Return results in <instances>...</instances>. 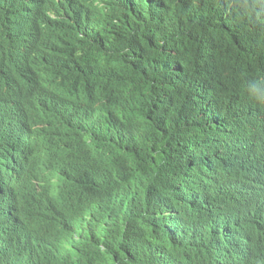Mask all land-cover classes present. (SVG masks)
Instances as JSON below:
<instances>
[{"label":"trees","instance_id":"16d2710c","mask_svg":"<svg viewBox=\"0 0 264 264\" xmlns=\"http://www.w3.org/2000/svg\"><path fill=\"white\" fill-rule=\"evenodd\" d=\"M105 5L109 13L99 17L79 0H0V48L11 44L29 11H68L77 24L90 29L68 41L79 51L66 72L71 83L76 86L82 77L88 80L87 75L102 72L91 84L120 88L123 95L113 101L116 111L138 117L127 128L128 142L121 143L123 159L107 145L90 164L106 171L114 183L99 199L121 212L109 233L112 241L106 249V264H191L196 258L216 260L225 253L230 264H245L241 258L234 262L233 257L238 249L257 244L258 238L251 227H232L218 219L224 204L214 202L208 185L215 187L218 179L239 171L240 178L228 194L236 187L246 197L247 173L252 169L258 174V201L250 192L245 202L254 208L264 193V174L254 170L252 157L258 150L244 137L233 140L229 150L227 141L219 147L218 140L225 135L216 124L225 116L208 113L234 111L232 117L243 120L241 130L251 128L255 109L264 117V108L242 94L248 81L264 75V0L261 9L257 0H105ZM165 40L182 45L172 50L175 54L163 56L155 42ZM200 41L191 46L190 42ZM199 48L218 60L214 73L209 62L206 81L202 68L207 59L198 57L202 55ZM190 67L195 83L202 84L191 85L187 91V82L173 73ZM107 72L113 78L108 80ZM217 80L223 83L219 95L208 89ZM12 91L20 93L17 87ZM74 99L75 114L83 116V103ZM73 129L87 132L80 119L73 121ZM73 134L71 130L69 137ZM70 143H60L63 148L51 150L44 160L62 158L65 166L73 164ZM34 159L39 162L41 155L35 153ZM61 196L51 210L65 208L76 190L64 185ZM74 201L50 223L55 225L77 211ZM259 233L264 240L263 225ZM242 252L246 256L247 251Z\"/></svg>","mask_w":264,"mask_h":264},{"label":"clouds","instance_id":"9594fccd","mask_svg":"<svg viewBox=\"0 0 264 264\" xmlns=\"http://www.w3.org/2000/svg\"><path fill=\"white\" fill-rule=\"evenodd\" d=\"M257 1L261 9L263 0ZM79 2L87 5L99 17L109 13L105 0ZM86 29L88 27L77 24L68 11L42 8L29 11L27 31L23 18L22 27L14 31L11 44L7 48H0V264L107 262L106 249L112 241L109 233L116 226L115 218L121 212L99 199L101 194L113 188L114 183L106 171H97L90 164H93L94 157L104 153L107 145H111V152L123 159L121 143L128 142L127 128L138 117L116 111L113 101L123 95L120 88H102L91 84L102 72L87 75L88 80L82 77L76 86L68 78L66 72L79 55L77 47L68 45V41L73 36L81 37L80 34H84ZM201 42L190 43L194 47ZM181 45L175 42L168 44L166 40L160 44L155 42V48L163 56L175 54L172 50L180 49ZM27 46L30 52L26 56L23 53ZM197 50L202 54L198 57L207 59L202 68L206 81L210 79L209 62L214 73L218 60L212 59L211 52L206 53L204 48ZM221 64L216 68V75L220 72ZM173 74L187 82V91L191 85L202 84L195 83L192 67ZM105 77L108 80L113 78L109 72ZM222 84L220 80H217L216 85L210 82L208 89H215L219 95ZM12 87L19 88L20 93L15 94ZM242 94H246L252 104L264 108V75L248 81ZM80 96H85L87 100H81ZM75 97L84 105L80 110L83 116H77L73 110ZM208 115L225 116L216 124L217 131L225 135L218 140L219 147H223V142L227 141L226 149L229 150L231 142L241 137L257 147L252 162L256 161L254 170L260 169L259 174L263 175L264 154L260 150H264V117H259L255 109L251 115V128L241 130L243 120L240 117L233 118L234 111L226 115L209 112ZM75 119L82 121L87 132L74 131ZM71 130L74 133V151H69L74 159L73 164L65 166L62 158L45 161L51 150L63 148L60 143L67 140ZM6 146L9 153L7 172ZM35 153L41 155L39 162L34 159ZM257 177L256 172L248 170L246 197L236 187L232 189V194H228L234 180L237 183L240 178L239 171L227 173L226 177L218 179L215 187L208 185L209 193L215 197L214 202L224 204L218 219L232 227H251L258 238L254 246L238 249L233 257L234 262L241 258L245 264H264V240L259 233V228L264 226V193L260 194L257 207L253 208L245 202L250 192L254 200L258 201ZM64 185L76 190V196L66 201L65 208L76 199L72 205L76 203L78 210L53 225L50 223L52 217L61 215L59 212L65 208L57 212L50 207L59 205ZM6 195H9V199ZM20 195L22 198L14 202L16 196ZM17 206L20 208L16 209ZM242 250L247 251L246 256H243ZM228 256L225 253L222 258L209 261L196 258L191 264H230Z\"/></svg>","mask_w":264,"mask_h":264},{"label":"bare ground","instance_id":"6f19581e","mask_svg":"<svg viewBox=\"0 0 264 264\" xmlns=\"http://www.w3.org/2000/svg\"><path fill=\"white\" fill-rule=\"evenodd\" d=\"M58 5H60V4H58ZM26 10H28V6H27V4H26ZM58 14H60V12H58ZM24 21H25V30L27 31V14H25L24 15ZM35 28V27H34ZM90 29H86V32L87 31H89ZM34 38H36V31H35V29H34ZM25 42H26V40H25ZM25 46V45H24ZM25 49V48H24ZM30 52V47H26V49L24 50V55H26L27 56V54ZM17 56H18V53L16 52V66L18 65V60H17ZM77 117V116H76ZM74 139V136H70L67 140L69 141V145H71V141ZM68 143H66V145H67ZM5 152H6V157H5V171L7 172V170H8V158H9V156H8V148H7V146L5 147ZM102 174L104 175V172H102ZM98 178H100V177H98ZM7 179H9V176L7 177ZM6 190H7V192H8V186L6 185ZM8 196V199H9V195H6V197ZM19 198H22V196L20 195V196H16V199L15 200H13L14 202H18V199ZM7 205L9 206V202H7ZM20 207L19 206H17V208L16 209H19ZM237 222H238V220H237ZM52 227V226H51ZM48 227H46L45 228V230H47L48 231V229H47ZM44 229V228H43ZM0 261H1V259H0ZM9 263H10V261H8Z\"/></svg>","mask_w":264,"mask_h":264},{"label":"water","instance_id":"95a60500","mask_svg":"<svg viewBox=\"0 0 264 264\" xmlns=\"http://www.w3.org/2000/svg\"><path fill=\"white\" fill-rule=\"evenodd\" d=\"M26 1H28V0H26ZM22 6V5H21ZM2 133V131L0 132V134Z\"/></svg>","mask_w":264,"mask_h":264}]
</instances>
